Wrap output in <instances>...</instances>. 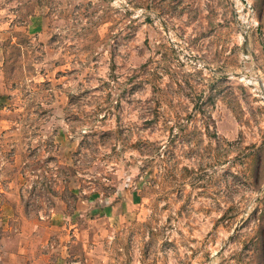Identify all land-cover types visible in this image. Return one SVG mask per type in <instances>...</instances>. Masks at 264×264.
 Here are the masks:
<instances>
[{
  "label": "rangeland",
  "instance_id": "rangeland-1",
  "mask_svg": "<svg viewBox=\"0 0 264 264\" xmlns=\"http://www.w3.org/2000/svg\"><path fill=\"white\" fill-rule=\"evenodd\" d=\"M6 200L98 264H264V0H0Z\"/></svg>",
  "mask_w": 264,
  "mask_h": 264
},
{
  "label": "crops",
  "instance_id": "crops-1",
  "mask_svg": "<svg viewBox=\"0 0 264 264\" xmlns=\"http://www.w3.org/2000/svg\"><path fill=\"white\" fill-rule=\"evenodd\" d=\"M4 203L0 210V264H91L93 260L98 264L95 258L86 260V252L94 256L93 250L85 249V254L80 249L77 251L76 240L70 244L63 241L59 244L54 241L40 242L37 235L40 227L38 224L31 225L28 212L17 210L18 206L14 204L7 206V200ZM55 217V213L52 214L50 221ZM70 234L66 233L67 236ZM9 241L15 248L9 245Z\"/></svg>",
  "mask_w": 264,
  "mask_h": 264
}]
</instances>
